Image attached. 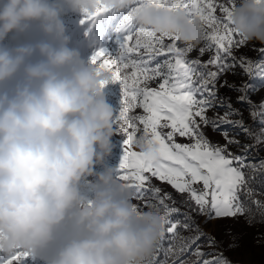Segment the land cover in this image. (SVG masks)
<instances>
[{
  "label": "clouds",
  "instance_id": "obj_1",
  "mask_svg": "<svg viewBox=\"0 0 264 264\" xmlns=\"http://www.w3.org/2000/svg\"><path fill=\"white\" fill-rule=\"evenodd\" d=\"M66 11L89 24L131 11L142 28L185 46L202 42L199 18L184 9L136 0H0V254L18 253L21 264H150L164 223L152 208L137 211L105 166L121 133L104 93L112 74L68 47ZM230 24L264 45V0H233ZM10 36L26 42L9 47Z\"/></svg>",
  "mask_w": 264,
  "mask_h": 264
},
{
  "label": "snow or ice",
  "instance_id": "obj_2",
  "mask_svg": "<svg viewBox=\"0 0 264 264\" xmlns=\"http://www.w3.org/2000/svg\"><path fill=\"white\" fill-rule=\"evenodd\" d=\"M136 5L184 9L189 17H198L202 27L199 55L209 58L190 60L195 47H181L175 35L156 34L136 25L131 11L122 16L115 30L122 37L115 54L100 48L91 57L92 63L111 72L113 82L122 83L117 124L125 140L117 176L132 199L161 214L164 229L150 264H228L222 255L202 250L200 240L215 247V238L202 230L192 212L204 216L206 222L238 216H248L251 222L256 215L264 221V191L258 195L252 187L255 174L264 173V161L257 168L247 159L249 151L264 144V101L253 104L248 84L237 87L220 79L235 75L236 68L249 77L264 76V60L237 56L247 41L231 27L233 0H136ZM107 11L99 9L97 15ZM259 52L264 56V48ZM219 88L241 93L237 102L248 105L249 116L261 125L258 133L245 124L239 109L219 95ZM136 108L141 112L130 114ZM213 108H217L216 115L209 116ZM206 129L219 133L223 142L213 143ZM229 129L252 143L242 144ZM233 147L241 149L240 153L232 151ZM153 179L184 196L182 203L191 211L182 213L172 194L153 185ZM182 231L193 234L184 236ZM166 238L171 240L167 248ZM161 252L170 259L161 262ZM189 256L195 259L190 262Z\"/></svg>",
  "mask_w": 264,
  "mask_h": 264
},
{
  "label": "rangeland",
  "instance_id": "obj_3",
  "mask_svg": "<svg viewBox=\"0 0 264 264\" xmlns=\"http://www.w3.org/2000/svg\"><path fill=\"white\" fill-rule=\"evenodd\" d=\"M124 14V12H110L102 15L92 24H89L88 22L81 23L83 17L78 13L66 11L62 16V19L66 25V34L70 38L68 47L76 49L79 52L80 58L85 63H88L93 54L100 48H104L107 52L115 54L118 50V39H122V37L117 34L114 29L117 27ZM24 42H26V40L23 37L13 39L11 36L5 41L9 47H14L17 44ZM179 43L181 47L184 46L182 42ZM201 46L202 42L189 53L188 58L190 60H207L209 58L207 54L202 57L199 55L198 49ZM262 48H264V45H260L256 42H247V44L241 47L236 54L237 56L247 57L253 62H258L264 60V56H261V53L259 52V49ZM220 79L221 81L227 80L229 84H233L237 87L248 84L252 89L249 92V97L253 104L259 105L264 101V76L256 74L249 77L245 75L240 68H236L235 75L229 73L222 76ZM104 93L107 102L112 105L114 113L119 115L123 100L122 83L120 81L110 82L105 87ZM240 94L241 93L238 91L219 88V95L225 97L234 108L239 109L243 113L245 124L250 126L254 132L258 133L261 129V125L258 121H253L249 116V107L247 104L237 102V97ZM140 112L141 110L136 108L133 109L130 114H139ZM216 112L217 108L210 109L209 116H215ZM219 113L220 115H223V109H219ZM233 119L236 118L233 117ZM114 127H118V124L114 125ZM205 132L213 143L223 142L220 139L219 133H213L211 129H206ZM229 134L235 139L240 140L242 144L252 143L251 140H247L236 129H229ZM124 140L125 137L121 133L112 137L114 148L111 155L107 157L104 162L105 166L112 167L116 172L123 155L122 146ZM181 142L187 141L181 140ZM231 150L237 154L241 151V149L235 147ZM247 159L249 163L255 164L258 168L259 163L264 161V144L249 151L247 153ZM96 170L98 172L102 171L103 167L97 166ZM93 179L94 178L92 177L89 178L90 181ZM152 184L160 187L163 192L171 194L174 192L175 194H178L171 186L166 183H161L156 179L152 180ZM133 203L137 204L140 210H146V207H144L140 201L133 199ZM196 223L200 225L206 234L215 238V247H209L204 239L199 241V245L204 252L222 255L223 259L226 260L228 264H264V238H261L260 234V231H262L263 228L249 225L245 221L244 216H238L233 219L225 218L211 220L207 222L204 216H200ZM185 233L187 234L186 236L193 234L189 232ZM17 255L19 254L17 253ZM12 257L13 256L0 254V264H7V261ZM187 259L191 262L195 257L189 256ZM20 261L21 257L18 256L17 259L13 261V264H20ZM23 264H42V261L33 258H25Z\"/></svg>",
  "mask_w": 264,
  "mask_h": 264
},
{
  "label": "trees",
  "instance_id": "obj_4",
  "mask_svg": "<svg viewBox=\"0 0 264 264\" xmlns=\"http://www.w3.org/2000/svg\"><path fill=\"white\" fill-rule=\"evenodd\" d=\"M252 187L256 190V192H257L258 195H259V193H261L262 191H264V173L257 172L255 174V178L252 181ZM172 196L174 197V199L176 201V206L180 208V210H181L182 213H188V212L191 211V209L187 205H185L184 203H182V201L185 199L184 196H181L179 194H175L174 192L172 193ZM192 216H193V219L196 222L198 221V219L200 217V216L196 215L195 212H192ZM244 218H245V221L249 225L255 226V227H262L263 230L260 231V234H261V238H264V221L261 220V218L259 217V215H256L255 216V219L251 220V222H250V218L248 216H244ZM173 219H182V217H173ZM183 233L185 234V236L187 235L185 232L182 231V234ZM170 243H171V240L166 238L164 240V247L167 248ZM156 250L157 249H155L154 252ZM152 259H153V255L151 256L150 261ZM159 259H160L161 262H163L165 259H170V257H168L166 253L161 252L160 255H159Z\"/></svg>",
  "mask_w": 264,
  "mask_h": 264
}]
</instances>
